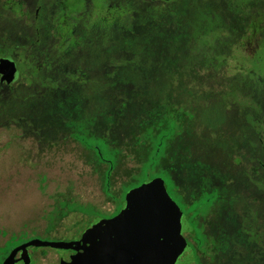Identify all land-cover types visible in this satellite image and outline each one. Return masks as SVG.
<instances>
[{
    "label": "rangeland",
    "instance_id": "374dc122",
    "mask_svg": "<svg viewBox=\"0 0 264 264\" xmlns=\"http://www.w3.org/2000/svg\"><path fill=\"white\" fill-rule=\"evenodd\" d=\"M116 3L122 9L110 12L108 23L105 0H57L58 43L62 40L60 46L80 54L68 59L72 74H63L61 68L57 74L33 73L41 51L27 50L20 60L32 72L24 67L26 77L37 84L0 97V249L8 241L11 251L34 239L78 241L118 214L129 191L145 180L141 175L138 182L126 185L140 174L133 152L136 137L171 101L189 117L185 132L175 129L170 135L175 136L171 166L183 188L181 195L192 199L204 218L209 216V204L218 202L216 189L211 188L217 186L223 195L221 215L211 224L217 226L213 232L226 231L228 251L217 264H261L254 255L250 260L236 255L228 261L237 247L229 237L231 227L242 231L250 222L244 205L258 214L255 227L264 246V194L248 197L242 184L248 169L254 168L264 183V137L254 133L257 119H263L259 127L264 126V0ZM126 5L128 18L123 16ZM94 29L100 34L92 33ZM26 31L34 36L33 27ZM42 35L49 47V27L43 26ZM249 41L253 43L244 47ZM66 78L78 85L58 88ZM47 79L58 80L42 90ZM30 94L35 97L30 99ZM57 111L68 129L59 136L50 121L41 134L26 122L30 116H57ZM11 113L22 118L19 122L15 118V129L26 130L19 141L6 131L5 117ZM117 158L121 165L112 178L110 200L105 192L107 166L102 164L106 161L109 167ZM255 174H250V184L257 180ZM156 177L165 178L172 196L189 213L176 194V182L164 174ZM253 231L251 227L250 237ZM29 253L32 264H60L74 255L50 247H31Z\"/></svg>",
    "mask_w": 264,
    "mask_h": 264
},
{
    "label": "flooded vegetation",
    "instance_id": "af4514ba",
    "mask_svg": "<svg viewBox=\"0 0 264 264\" xmlns=\"http://www.w3.org/2000/svg\"><path fill=\"white\" fill-rule=\"evenodd\" d=\"M151 1L167 2V1H172V0H151ZM128 7L129 6L127 5L125 6L126 9H124L125 11L123 13V16L127 15ZM121 9H122L121 7H118L116 0H105L104 22L111 23L110 22L112 20L111 16L113 15L109 13L115 10H121ZM57 12H58L57 0H0V90H2V92L0 91V97L6 98L4 93H6L7 91L13 92L14 90L25 89L26 86H28V88L31 89L35 84H37L36 81H31L30 78L26 77V71L24 70V67H26V69L29 72H31V70L29 67L23 64L22 60H20L21 58L25 57L27 50L39 48L41 51L40 57H37V58H41L40 63L36 65V63L34 62V66L33 68H31L33 70L32 71L33 73H36L37 71H45V72H51L53 74H57L58 69L61 68L63 74L65 73L72 74L71 70L67 69L68 68L67 64L69 63L68 59L69 57H74V56L80 57V54L76 55L74 54L75 53L74 51L67 50L66 45L64 47L60 46L61 43L64 44L62 40L60 41V43H58L57 39L59 38H58V35H56V31H55L56 17L59 16ZM27 26L33 27L35 31L33 34L34 36H30L29 34H27V31H26ZM43 26L45 28L49 27L50 32H51V37H49L51 45H49V47H47L46 44H44L45 42L44 39H47V38L43 37L42 35ZM77 26H80V24ZM80 27L85 28V25L81 24ZM99 31H100L99 29L98 30L94 29L92 33L100 34ZM251 43H253V41L246 42L244 44V47L250 46ZM79 48H80L79 44L76 45V49H79ZM59 56H60V59H59ZM81 59L84 61L85 58L81 57ZM11 62L14 64V66ZM21 67H23V70L21 69ZM14 70L18 74L17 78L14 81H10L11 75L14 72ZM25 77L26 79L29 80V81L27 80V83L23 82ZM57 80L58 79L51 81L47 79L46 81H43L42 90H45V88H47L48 85L51 87H54L52 84H54L55 81ZM59 83H63V85L57 86L58 88H62V90L63 89L69 90V89H72L74 85L76 86L78 85L76 82L70 81L69 79H67L66 82L59 81ZM34 97H35L34 94H30V99ZM56 99H58V97H56ZM67 100H66V113H68L70 110L69 101ZM3 105H8V103L5 102L3 103ZM61 107L62 106L58 107L59 112L61 111L60 109ZM59 116H60L59 113L57 114V116L49 115L45 117L41 116V118L30 116V118H28L26 122H28V124H30L33 128H35L34 132L39 131L38 134H41V130L43 129V127H45V123L50 121L52 126H55L54 131H57L58 132L57 136H59L61 133L68 130L66 129V126H65L66 122H65V125H62V123H60L62 121L58 119ZM15 118L18 119V122L19 120L22 119L21 117H18V115L16 116L13 113L6 115L5 117V123L7 124L6 131L8 133H11L12 136L16 137L19 141L20 139H24V137L26 136V130L20 129V128L15 129V126L12 124V123H16V124L18 123L17 120H15ZM260 124H263V119H260V120L257 119L258 129H256L254 133L258 137H264V126L259 127ZM18 126H22V128H24L25 125L19 124ZM54 131L52 132V135L53 137H57L54 134ZM44 137H49V136H43V137L39 136V139L40 138L44 139ZM235 143L237 144V142ZM0 157H2L1 154H0ZM259 162L261 163V161ZM248 171H249V175L246 177L247 181L244 180L242 182V184L244 185L243 187L245 188V191L247 192L248 197H250L252 194H255L254 192L259 194L262 191L264 194V183L263 181H260L258 179L259 174H255L257 173L256 169L255 168L251 170L248 169ZM250 174L252 175L255 174L257 177V180H253L252 184H250ZM212 189H216L215 197L216 199L218 198L217 199L218 202L215 201L216 203L214 202L212 204L211 203L209 204L211 206L210 208L209 206L207 208H209L210 213H209V216H207L206 218H204L201 212H199L200 210L199 206L194 207L192 203V199L188 201L185 196L181 195V192L183 190L181 185H180V190L177 196L179 199H181L184 202L185 208L189 210V213H186L183 207L180 206L177 200H175V198L170 194L171 197L180 206L183 213L189 217L190 224L194 228L193 232H189L185 234V238L188 244L194 250L197 264H217L222 254L228 251V249L225 247V244H224L225 239H226V236H225L226 231H222V230H219L218 232L212 231L214 225H212L211 223H213V219H215L214 217H218L221 215V211L223 208V205H221V202L223 201V195L221 194L220 189L217 186L211 188V190ZM205 190L208 191L206 188ZM190 197L191 198L196 197V195L194 194V195H191ZM256 197H258V195ZM255 198L254 199L251 198L250 200V201H253V204L254 202L257 203ZM257 199L260 200V198H257ZM243 210L245 211V218L247 220L249 219L250 222L247 225L248 227H244L242 231H240V229L237 226L231 227V230L229 232V237H231V239L233 240L232 243H234V245H236L237 247L233 248L232 255L230 256L228 262H230L231 258L236 255L241 256L245 260L252 259L251 256L254 255V256H258V260H260L259 262H261V264H264V246H261L260 244L261 242L260 235H259L260 233H258L260 229L255 227V224L257 223L256 220L258 219V217L256 216L258 214H253L252 210H250L247 205L243 206ZM118 214H116L113 218H115ZM112 219H110L109 221H111ZM231 219H232L231 221L233 222L236 221L234 217H231ZM208 222H210L209 235L206 234ZM214 227L217 228V226H214ZM251 227H254L252 237H250ZM81 238L79 240H81ZM8 242L6 243V246L8 245ZM207 246L210 249L209 256H206V254L204 253V249ZM30 248H27L26 251H21L18 253L16 257L17 262L15 264H26L24 260L25 256L30 257L31 259L30 264L33 263L32 256L29 253ZM71 251L74 254L73 256L78 255L80 253V252L73 251V250ZM205 260L207 262H205Z\"/></svg>",
    "mask_w": 264,
    "mask_h": 264
},
{
    "label": "water",
    "instance_id": "95a60500",
    "mask_svg": "<svg viewBox=\"0 0 264 264\" xmlns=\"http://www.w3.org/2000/svg\"><path fill=\"white\" fill-rule=\"evenodd\" d=\"M17 75L14 70L10 81ZM193 231L189 217L171 197L164 178L156 177L130 190L120 213L89 230L81 240L34 239L12 250L3 264H15L18 253L30 247L80 252L60 264H197L185 238ZM24 260L26 264L31 262L29 256Z\"/></svg>",
    "mask_w": 264,
    "mask_h": 264
},
{
    "label": "trees",
    "instance_id": "16d2710c",
    "mask_svg": "<svg viewBox=\"0 0 264 264\" xmlns=\"http://www.w3.org/2000/svg\"><path fill=\"white\" fill-rule=\"evenodd\" d=\"M188 118L187 112L177 108L171 101H168L164 111L160 112L159 116H157L154 121H150L141 127V136L136 137L137 147L133 150L139 164L137 172L140 174L133 177L130 182L126 183V185L138 182L141 175L144 177V181H146L156 178L157 175L164 174L166 178L168 177L171 183L174 185L177 184L176 194L178 195L180 185L173 177V169L171 166L175 136L172 137L170 135L175 132V129L180 133L185 132L189 120ZM165 130L168 133L167 136L165 134ZM143 138L147 139L143 141ZM96 154L97 156L99 155L98 157H101L100 153ZM119 158H117L114 164H111L109 167L106 164V161H104L105 164H102L107 166L105 170V192L107 196L110 197V200L112 199V178L114 174L118 173L120 170L121 163ZM128 176L130 175L128 174ZM143 182H138L135 186H140ZM165 182L167 185L166 180ZM169 193L171 194L170 191ZM0 251H2V256L0 257V264H2L11 252V249L7 245L5 248L0 249ZM204 253L206 256H209L210 249L208 246L205 247Z\"/></svg>",
    "mask_w": 264,
    "mask_h": 264
}]
</instances>
